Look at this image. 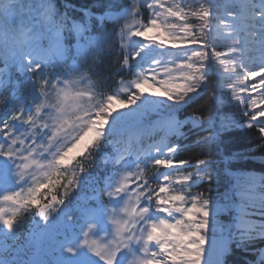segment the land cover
<instances>
[{
	"label": "snow or ice",
	"instance_id": "snow-or-ice-1",
	"mask_svg": "<svg viewBox=\"0 0 264 264\" xmlns=\"http://www.w3.org/2000/svg\"><path fill=\"white\" fill-rule=\"evenodd\" d=\"M102 8L0 0V264H264V0Z\"/></svg>",
	"mask_w": 264,
	"mask_h": 264
},
{
	"label": "trees",
	"instance_id": "trees-1",
	"mask_svg": "<svg viewBox=\"0 0 264 264\" xmlns=\"http://www.w3.org/2000/svg\"><path fill=\"white\" fill-rule=\"evenodd\" d=\"M56 1H58V3H56L57 7L60 8L61 11H63V4L65 3V0ZM68 2L71 3L77 10L76 15L79 19L78 10L81 8H91L93 10V13L103 12L106 9L102 8V5H106L110 2L122 3L123 0H68ZM113 60H115L114 55H105L104 62L101 67H103L104 69L105 67L110 65ZM103 69H100L98 71H102ZM251 141L252 136L245 133L236 138V140L234 141V146L239 148L242 145L244 148H251ZM183 155L186 156L188 155V153H185ZM256 155L258 156L259 154L257 153ZM245 168L246 170L254 171L257 174L264 173V163H261L259 159H249L246 162ZM254 247L264 248V241H257ZM256 260L257 257L253 254L251 250L248 252L234 250L228 259V264H255Z\"/></svg>",
	"mask_w": 264,
	"mask_h": 264
},
{
	"label": "rangeland",
	"instance_id": "rangeland-1",
	"mask_svg": "<svg viewBox=\"0 0 264 264\" xmlns=\"http://www.w3.org/2000/svg\"><path fill=\"white\" fill-rule=\"evenodd\" d=\"M117 107H119V105L117 104Z\"/></svg>",
	"mask_w": 264,
	"mask_h": 264
},
{
	"label": "bare ground",
	"instance_id": "bare-ground-1",
	"mask_svg": "<svg viewBox=\"0 0 264 264\" xmlns=\"http://www.w3.org/2000/svg\"><path fill=\"white\" fill-rule=\"evenodd\" d=\"M56 3H58V1H56Z\"/></svg>",
	"mask_w": 264,
	"mask_h": 264
}]
</instances>
